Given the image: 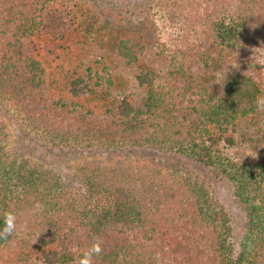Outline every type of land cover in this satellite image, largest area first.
<instances>
[{
    "label": "trees",
    "instance_id": "obj_1",
    "mask_svg": "<svg viewBox=\"0 0 264 264\" xmlns=\"http://www.w3.org/2000/svg\"><path fill=\"white\" fill-rule=\"evenodd\" d=\"M91 4H112L123 14L138 10L144 19L155 13L173 29L167 42L155 44L156 56L170 68L162 81L151 71L134 77L143 97L107 96L68 65L67 56L60 57L70 34L79 32V47L91 29ZM244 46L257 50L256 60L249 61ZM119 51L130 66L145 49L124 40ZM245 62L264 75V0H242L237 7L229 0H0V107L9 119L16 112L51 147L146 148L217 167L235 182L247 207L248 237L256 241L235 253L224 206L190 175L166 178L154 170L128 173L96 165L82 167L75 188L50 170L25 162L16 168L3 152L8 133L0 121V227L7 194L13 201V178L17 199L37 196L43 204L42 213L18 222L16 235L0 240V264H77L97 239L103 251L94 264H264V205L255 202L256 196L264 202V157L251 147L246 151L255 157L231 154L240 126L260 116L262 89L251 70H238L219 91L189 73L191 65ZM87 73L112 86L110 77L90 68ZM57 200L66 201L70 215H51L57 209L47 207H59Z\"/></svg>",
    "mask_w": 264,
    "mask_h": 264
},
{
    "label": "rangeland",
    "instance_id": "obj_2",
    "mask_svg": "<svg viewBox=\"0 0 264 264\" xmlns=\"http://www.w3.org/2000/svg\"><path fill=\"white\" fill-rule=\"evenodd\" d=\"M229 1L233 7L240 6L242 2V0ZM89 8H93V15L89 21L91 29L83 34L84 38L79 47L74 44L75 36L79 32L76 31L70 34L68 39L62 43V50L58 51L60 57L67 56L69 60L67 64L69 63L70 66L71 64L76 65L75 69L80 68V71L77 72L90 83L97 82V84H100L101 86L97 89H101L107 96L119 92L132 98H135L136 95L143 97L144 89H139L133 83L134 77L141 72L151 71L154 73L156 81H162L170 68L164 57L156 56L155 44L160 41L167 42L166 40L170 37L173 29L168 27L167 23H162L159 20V15L155 13L144 19L142 13L138 10H125L123 14L115 11L112 4L100 6V8H94L91 4ZM84 9L87 16L92 14L90 9ZM81 27L85 26L81 25ZM77 30L79 29L77 28ZM124 40H130L133 44H139L145 49L139 59L130 66H126L122 62L119 53V46ZM244 47L250 53L249 57L251 59L249 58V61L256 60L257 50ZM67 64L66 67L69 65ZM251 64L253 63L251 62ZM246 66V62L240 66L237 63H230L221 67L209 68L191 65L189 73L199 77L207 86L209 85L219 91L227 81L238 73V70H251L258 87L262 89L261 104L264 105V75H261L255 67L248 69ZM88 68L96 74L110 77L112 86L108 87L106 83L101 82V79L93 77V75H91L92 79L88 77ZM261 109L259 117L257 116L240 126L238 146L231 151L233 156L239 157L242 154L244 156L247 153V148L251 147L264 157V106ZM17 115L15 112L13 119H9L0 107V121L6 125L8 133L3 152L7 153L10 159L16 162V168L20 169L21 164L25 162L30 169H37L40 172L50 170L58 174L63 183L69 182L75 188L79 186L77 178L83 174L84 169L82 167L93 169L96 165L107 170L112 168L116 171H126L128 173L140 170L151 173L150 170H154L159 171L166 178L171 174L178 176L190 175L204 181L228 213L232 226L231 243L233 251L239 253L243 247L247 249L255 247L256 241L253 242V237L252 240L248 237L247 207L236 195L235 182L228 174L222 173L219 168H204L186 158L146 148L99 151L96 149L76 150L59 146L51 147L48 142L40 141V136H36L26 124H23L22 119H18ZM25 170L23 169L22 172H25ZM17 185V179L13 178L9 185L14 190L13 201H9L10 196L7 194L5 202L9 209L6 210L16 213L18 222L20 220L26 221L29 215L42 213L43 204L40 203L37 196L23 197L24 199L15 197L17 190H19V188H16ZM1 188H3L2 185H0V195H2ZM48 199L46 198V200ZM37 202L41 205L39 209L34 207ZM57 202L59 207H47L51 210H58L51 212L55 219L61 217V214L64 216L71 214L65 200H57ZM255 202L264 205V202L260 201L258 196H256ZM61 203H63L62 206ZM17 206L18 209H16ZM61 207L66 209L62 212Z\"/></svg>",
    "mask_w": 264,
    "mask_h": 264
},
{
    "label": "clouds",
    "instance_id": "obj_3",
    "mask_svg": "<svg viewBox=\"0 0 264 264\" xmlns=\"http://www.w3.org/2000/svg\"><path fill=\"white\" fill-rule=\"evenodd\" d=\"M236 67V66H234ZM219 83V81H217ZM258 107H262L264 105L258 100ZM245 156L255 157L253 153L249 152ZM34 207L39 209L41 205L37 202ZM3 226L0 227V240L8 241L14 235H16L19 231L18 226V216L13 211L5 210L2 213ZM102 241L97 239L94 243L90 245L89 248L83 251L77 260V264H94V258L99 257L102 253Z\"/></svg>",
    "mask_w": 264,
    "mask_h": 264
}]
</instances>
